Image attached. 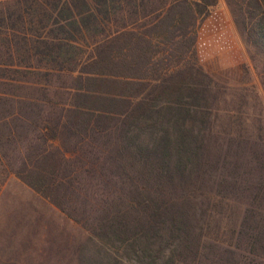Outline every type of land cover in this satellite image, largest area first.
I'll list each match as a JSON object with an SVG mask.
<instances>
[{"label":"trees","instance_id":"trees-1","mask_svg":"<svg viewBox=\"0 0 264 264\" xmlns=\"http://www.w3.org/2000/svg\"><path fill=\"white\" fill-rule=\"evenodd\" d=\"M150 2L76 0L78 11L69 12L67 25L79 31L117 26L112 21L118 19L116 13L133 14L134 7L151 6ZM215 4L216 0H203L194 9L181 2L168 9L160 8L159 12L151 6L147 30L127 32L124 43L90 55L84 62L72 53V38L59 36L68 34L69 29L62 27L50 39L42 33L0 32V81H16L13 74L21 70L42 71L47 79L45 84L28 83L29 88L42 91L38 96L0 93V112L7 111L0 118V126H8L10 119L18 115V136L24 143L17 170L5 162L1 148L3 138L14 140L15 131L9 129V134L0 135V166L8 174H18L30 187L88 226L90 237L80 250L81 264H176L177 256L184 254L187 258L203 250L201 242L207 237L204 225L214 223L220 227V209L228 185L224 157L221 151H213L208 132L204 128L197 132L191 122L203 123L206 119V112L192 110L193 106H202L203 97L187 102L180 96V101L184 99L181 104L187 107L179 113L183 120L179 132L162 133L149 142L142 139V134L145 110L150 104L141 100L136 111L130 108L135 96L132 90L146 77L139 73H158L156 79L164 82V63L177 62L176 72H181L183 65H205L197 49L201 30L195 27L198 23L202 27ZM235 5L237 21L238 13L243 16L247 39L264 51V0H235ZM126 27L127 23L116 30ZM182 27L185 29L180 30ZM18 32L23 36L19 37ZM155 41L165 46L157 49ZM19 52L29 60H21V66L17 61L22 55ZM33 57L45 64L35 65ZM116 59L127 63H116ZM131 72L134 76L128 75ZM173 88L181 91L187 83L179 82ZM120 120L122 123L114 127ZM118 130L116 142L99 140ZM65 137L78 139L76 144H80L82 153L109 155L106 162L97 157L85 165H100L107 172L98 180L114 188L107 186L109 189L96 198L89 190L75 189L81 181L71 176L73 166L67 163L68 153L78 148H61L58 141ZM86 138L91 142L84 148L80 141ZM88 177L94 179L92 175ZM4 181L0 177V188ZM213 189L216 192L210 199ZM76 196L80 197L75 200ZM71 206L76 209L74 213L67 209Z\"/></svg>","mask_w":264,"mask_h":264},{"label":"rangeland","instance_id":"rangeland-1","mask_svg":"<svg viewBox=\"0 0 264 264\" xmlns=\"http://www.w3.org/2000/svg\"><path fill=\"white\" fill-rule=\"evenodd\" d=\"M75 1L0 0V32L20 30L29 34L42 33L50 39L62 27L64 30L69 29L68 34L60 33L59 36L72 38V53L83 62L90 55H97L124 43L127 35L133 33L116 30L132 18V14L127 11L116 13L115 17L118 19L112 21H115L117 26L110 24L94 30H73L67 25V18L70 11H78ZM226 1L236 8L235 0ZM151 2L152 8L157 10L168 9L169 6L181 2L196 9V3L203 0ZM184 29L185 27H182L180 30ZM18 34L19 37L23 36L19 32ZM121 34L124 36L119 37ZM242 38L246 54L250 58L246 67L231 65L232 61L210 60L206 66H200L202 68L183 65L181 72H176L177 62L164 63L167 74L164 82L156 79L158 73L142 72L139 74L146 76L144 83L136 84V88L132 90L135 96L130 105L131 109L136 111L141 100L150 104L145 110L143 121L142 139L145 142L152 141L162 133L179 132V126L183 125L179 113L187 107L181 104L184 99L180 101V96L187 102H194V97L202 96V106H198L199 109L193 106L192 110L193 113L206 112V119L203 123L191 122L197 132H203V128L208 132L209 141L214 146L213 151H221L224 157L223 172L228 185L224 192L225 203L220 209V215L223 216L220 227L214 223L204 225L203 234L207 237L201 242L203 250L198 254L194 252L187 258H184V254L177 256L176 264H264V51L252 42H247L244 34ZM155 42L156 46H159L157 49L165 46L162 41ZM19 53L22 55H18L17 61L18 66H21V60H29L24 52ZM31 62L35 65L45 64V61L41 62L35 57ZM72 63L76 64L75 60H72ZM116 63L127 62L116 59ZM132 72L128 75L134 76ZM173 72H176V75H173ZM13 76L16 81H0V93H12L17 97L38 96L42 91L29 88L28 83L34 81L45 84L47 80L42 71L38 70L34 73L21 70ZM179 82L187 83V88L175 90L173 87L178 86ZM67 83H71V80ZM6 113L7 111L0 112V118L5 117ZM194 119L198 120L196 115ZM9 123L8 126H0V135L5 136L9 134V129H12L15 131L14 140L7 141L3 138L1 148L5 154V162L18 170L19 151L23 149L24 144L18 136V115L11 118ZM120 123L121 120L115 122L114 127L117 128ZM119 132L120 130L114 131L111 136L99 140L114 143ZM60 140L58 144L63 149L74 150L73 146L78 148L77 152L68 153L70 162L67 163H72L73 166L71 176L81 181V186L75 189L89 190L88 192L95 194L96 198L107 191L105 189H109L107 186L113 185L98 180L107 172L100 165H85L97 157L102 163L106 162L109 155L100 156L101 153L95 151L82 153L80 144H76L78 139L72 137ZM89 142L90 138L80 141L84 148ZM1 168L2 166L0 177L5 181L0 188V264H81L79 253L90 237L88 226L83 221L72 218L62 206L63 210L50 198L30 187L18 174H8ZM91 175L94 179L88 177ZM215 189L210 194V199L213 198ZM79 197L76 196L75 200ZM67 209L73 213L76 210L72 206Z\"/></svg>","mask_w":264,"mask_h":264},{"label":"crops","instance_id":"crops-1","mask_svg":"<svg viewBox=\"0 0 264 264\" xmlns=\"http://www.w3.org/2000/svg\"><path fill=\"white\" fill-rule=\"evenodd\" d=\"M134 10L136 11L132 14V18L130 17L127 21L126 30L133 33L147 30L151 23L149 20L152 14L151 6L138 5L136 8L134 7ZM159 11L161 9L157 10V12ZM242 21L243 16L239 13L237 21L233 5L226 0H217L216 5L211 10V14L203 21L202 27H200L199 23L195 27V30H201L197 49L204 57V66L210 60L232 61L231 65L239 67L249 65L248 61L250 58L246 54V46L242 38L243 34L246 41L249 42V40L247 39V28L243 26Z\"/></svg>","mask_w":264,"mask_h":264}]
</instances>
